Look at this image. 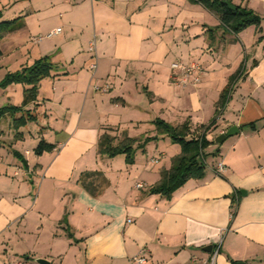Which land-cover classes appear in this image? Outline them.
Wrapping results in <instances>:
<instances>
[{"label": "crops", "instance_id": "1", "mask_svg": "<svg viewBox=\"0 0 264 264\" xmlns=\"http://www.w3.org/2000/svg\"><path fill=\"white\" fill-rule=\"evenodd\" d=\"M218 1L259 22L236 30L200 0H0V108H16L0 119V264H264V0ZM41 58L24 104L28 85L3 81ZM158 120L238 133L166 196L149 189L181 147ZM126 139L130 163L103 150Z\"/></svg>", "mask_w": 264, "mask_h": 264}, {"label": "trees", "instance_id": "2", "mask_svg": "<svg viewBox=\"0 0 264 264\" xmlns=\"http://www.w3.org/2000/svg\"><path fill=\"white\" fill-rule=\"evenodd\" d=\"M205 7L210 10L220 13L221 19L224 23L232 25L236 30L249 25L257 24L259 17L252 10L240 8L235 6L236 10L229 9L226 5L221 4L218 0L209 2L208 0H200ZM8 22H2L1 25ZM14 26L11 27V29ZM0 49V55H1ZM51 63L47 58H41L37 60L31 67L24 68L20 72L8 73L2 85H6L10 82H22L28 85L25 91L24 104L32 100L37 92L38 82L50 75ZM15 110V107H3L0 108V119L9 111ZM18 109V108H17ZM18 127L24 125V118L16 120ZM158 128L164 131L173 142L178 143L181 147V153L174 159L173 164L169 170H164L161 174L160 181L153 185L149 192L160 193L166 196H170L177 188L182 186L190 178H199L203 175V162L201 156L203 149L213 141H207L205 138L206 132L213 125H202L199 127V135L187 139L189 134L188 124H182L178 127H172L162 120L156 121ZM52 146L40 141L35 148V153L40 154L44 150H49ZM110 155L123 153L126 155V161L128 163L133 161V149L131 146V140L126 139L117 145L106 144L103 147Z\"/></svg>", "mask_w": 264, "mask_h": 264}, {"label": "built area", "instance_id": "3", "mask_svg": "<svg viewBox=\"0 0 264 264\" xmlns=\"http://www.w3.org/2000/svg\"><path fill=\"white\" fill-rule=\"evenodd\" d=\"M60 28H56L54 31L50 32L49 34H47V36H51L55 33H58L60 32ZM89 51L91 52H94V49H95V42H94V39L91 40L89 42ZM97 68V64H96V61H93L90 65H89V69L91 72L95 71ZM171 69L174 70V71H180L181 72V77L178 78L177 77V74H174L172 75L173 79H176V82L181 84V85H186L188 84L189 82L193 85L197 84L199 82V75H200V66L195 63V62H192L190 64H183L181 62H174L171 64ZM190 77H192L191 81L189 80ZM224 170V165L222 164V162H218L216 164V172L217 174H221ZM140 186V185H138ZM144 250L142 249L141 250V254L138 255V256H135L134 257V260L136 262H139V263H144L146 262V258L143 254ZM216 253V251H215ZM3 264H24V261L22 259H19V260H14V261H10V262H6V263H3Z\"/></svg>", "mask_w": 264, "mask_h": 264}, {"label": "water", "instance_id": "4", "mask_svg": "<svg viewBox=\"0 0 264 264\" xmlns=\"http://www.w3.org/2000/svg\"><path fill=\"white\" fill-rule=\"evenodd\" d=\"M225 4L227 5V7L229 9H231L233 11L236 10L235 6L227 4V3H225ZM236 133H238V128L236 126H232L229 129H227L225 132H223V133L219 134L218 136H216L214 138L213 142L215 144L219 145V144L223 143L226 140V138H228V137H230V136H232V135H234ZM204 249L208 251V250H210V247H207V248H204ZM36 262L38 264H48V262L46 260H44V259H36Z\"/></svg>", "mask_w": 264, "mask_h": 264}, {"label": "rangeland", "instance_id": "5", "mask_svg": "<svg viewBox=\"0 0 264 264\" xmlns=\"http://www.w3.org/2000/svg\"><path fill=\"white\" fill-rule=\"evenodd\" d=\"M4 121V120H3ZM23 169H27L25 166H22Z\"/></svg>", "mask_w": 264, "mask_h": 264}]
</instances>
